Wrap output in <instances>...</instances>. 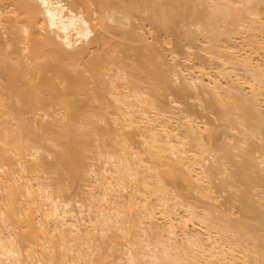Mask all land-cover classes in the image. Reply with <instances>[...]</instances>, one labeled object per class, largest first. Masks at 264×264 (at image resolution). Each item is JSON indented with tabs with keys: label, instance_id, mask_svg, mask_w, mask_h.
Masks as SVG:
<instances>
[{
	"label": "bare ground",
	"instance_id": "bare-ground-1",
	"mask_svg": "<svg viewBox=\"0 0 264 264\" xmlns=\"http://www.w3.org/2000/svg\"><path fill=\"white\" fill-rule=\"evenodd\" d=\"M0 76V264H264V0H0Z\"/></svg>",
	"mask_w": 264,
	"mask_h": 264
},
{
	"label": "rangeland",
	"instance_id": "rangeland-1",
	"mask_svg": "<svg viewBox=\"0 0 264 264\" xmlns=\"http://www.w3.org/2000/svg\"><path fill=\"white\" fill-rule=\"evenodd\" d=\"M134 22L136 25L140 24V21L138 19H135ZM144 27H145L144 28L145 32H147V37L149 38V42L155 47V49L158 50L157 52H163L164 53L165 60L167 61L168 65H173L174 63H177L180 66H183V67L185 66V64H186V61L184 58L185 52H186V50H185L186 49L185 48L186 42L185 41L179 40L180 41L179 42L175 38H168L164 32H160V31L154 29L152 26H150V24H145ZM165 40L166 41L170 40L171 44L165 45L163 43V41H165ZM198 46H199L198 42L193 44L192 51L194 53L198 51ZM193 59H194V62L198 61L197 60L198 58H195V56ZM179 81L180 80H178L177 85L174 86V88H175L174 90H176V92L175 93L172 92V94L167 95L165 97H162L163 102L169 104L170 100L177 101L180 104L179 105L180 108L184 109V112L185 111L189 112L190 115L193 116V118L197 117V119H201L202 122L205 121V123L206 122L209 123L208 125L212 128V130H215V131L219 130V133L223 132L222 130L224 128L221 127V124L223 122L220 119H218L215 114H211L203 108V106H202L203 102L201 103V99H200L201 96L200 97L197 95L195 96L194 92H191L189 90H185V92L187 91L186 96L184 95V98H182L183 95L180 97L181 94H179V93H180V90L182 92L183 89H181V88L183 85H182V82H179ZM202 101H203V99H202ZM183 109H181V110H183ZM201 120H199V121H201ZM219 133L217 134V135H220V138L218 137V140L221 139V142H222V141H224V139H222V135ZM214 134H216V133H214ZM218 140H217V143H218ZM219 143H220V140H219ZM236 158H238V157H236ZM225 176H226L225 174L216 176V179H215L216 182H214L215 186L213 185V187H215V188H213V190H214L213 192H214V197H216L215 198L216 200L214 199V200L209 201L207 199H199L200 200L199 204H200V206H202L201 208H203V205L208 206L207 204H210V206L208 208L210 209V207L211 208L216 207L215 210H216L218 215H224L225 213H227V216H224V217H226V218L229 217V218L235 219L236 217L240 216V212H239L240 206L236 205L233 207L231 204L234 200H238L237 196L240 193V189L238 188L239 185L236 186V188H232V189H227V188L223 187L222 182H223V179L225 178ZM237 188L239 190H237ZM73 195L71 194V196H73ZM76 199H74L73 203H75ZM236 202H238V201H236ZM73 203H72V205H73ZM234 204H239V203H234ZM74 205H76V203ZM231 206L233 208H231ZM198 209H199V211H202V210H200V208H198ZM224 211H226V212H224Z\"/></svg>",
	"mask_w": 264,
	"mask_h": 264
}]
</instances>
